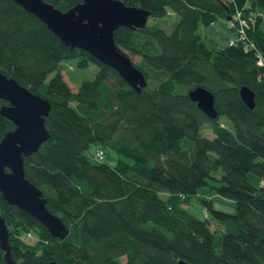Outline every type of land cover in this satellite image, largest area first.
Returning <instances> with one entry per match:
<instances>
[{
    "label": "trees",
    "instance_id": "trees-1",
    "mask_svg": "<svg viewBox=\"0 0 264 264\" xmlns=\"http://www.w3.org/2000/svg\"><path fill=\"white\" fill-rule=\"evenodd\" d=\"M48 1L67 9L81 0ZM124 1L152 17L178 16L170 31L158 22L115 29L117 44L146 74L140 90L84 48L67 46L15 0H0L1 70L51 101L50 136L24 156L25 173L69 227L53 236L0 191L13 257L18 264H264V67L257 63L264 0ZM236 10L246 38L209 47L200 24ZM70 61L77 89L63 76ZM244 84L255 92L254 107L240 96ZM201 85L214 94L216 116L187 92ZM14 126L0 111V138ZM204 185L234 199L236 211L201 197L205 212L190 210Z\"/></svg>",
    "mask_w": 264,
    "mask_h": 264
},
{
    "label": "water",
    "instance_id": "water-1",
    "mask_svg": "<svg viewBox=\"0 0 264 264\" xmlns=\"http://www.w3.org/2000/svg\"><path fill=\"white\" fill-rule=\"evenodd\" d=\"M36 14L70 47H82L98 60L114 67L135 90L147 85L145 72L131 59L114 39L115 29L126 25L144 27L151 11L146 7L128 4L124 0H81L67 9L56 7L48 0H15ZM230 16L227 18L230 19ZM189 96L210 117L216 116L214 94L204 86L191 87ZM242 100L255 105V92L246 84L240 87ZM0 98L7 100L0 107L6 117L14 121L0 138V191L11 204L24 208L37 217L53 236L65 237L69 227L46 205L42 189L25 173L24 156L36 151L50 136L45 116L51 101L0 68ZM0 248L7 264H18L12 255L6 219L0 215ZM49 264H58L51 260ZM177 264H191L182 259Z\"/></svg>",
    "mask_w": 264,
    "mask_h": 264
},
{
    "label": "rangeland",
    "instance_id": "rangeland-1",
    "mask_svg": "<svg viewBox=\"0 0 264 264\" xmlns=\"http://www.w3.org/2000/svg\"><path fill=\"white\" fill-rule=\"evenodd\" d=\"M235 13L236 11L233 12L234 15H236ZM230 18H233V15ZM228 19L229 18L220 16L218 19L209 22V24H200V31L209 47L219 50L223 46L228 45L231 41V38L239 37L238 31L235 28H232L231 25H229ZM177 20L178 16L173 11L169 10L168 13H166L164 16H150L148 22H158L161 26L170 31L174 28L173 26L176 24ZM133 59L137 60L138 56H135ZM68 63L67 65L69 66H67L66 69L63 71V76L67 80L69 86H72L73 89H77V83L79 80L77 81L73 74L79 77V73L77 69L73 67L75 66L74 62L70 61ZM95 69L96 66L92 65L87 70V73L92 74ZM202 132L209 136L213 135L211 134L210 130L205 126H202ZM93 146H91L90 148V150L92 151L94 150ZM248 178L253 183L258 182V177L253 172H248ZM199 197L205 199L213 198L215 207H220L231 212L236 211L234 199L228 197L226 198L219 194L217 191L215 192L214 189H210L207 185H204L199 187L197 195L192 198L193 201L190 204V210H193L197 214L202 215L205 212L203 208L205 205L202 203ZM124 260L125 259H123V261Z\"/></svg>",
    "mask_w": 264,
    "mask_h": 264
},
{
    "label": "built area",
    "instance_id": "built-area-1",
    "mask_svg": "<svg viewBox=\"0 0 264 264\" xmlns=\"http://www.w3.org/2000/svg\"><path fill=\"white\" fill-rule=\"evenodd\" d=\"M236 15L233 14V18L228 19L229 25L231 27L235 28L238 31L239 37L237 39H245V18L243 14H241V10H236ZM236 38H231L230 45L237 42ZM105 154L104 149L101 147L96 148L95 158H102ZM28 235L30 236L31 233L29 232Z\"/></svg>",
    "mask_w": 264,
    "mask_h": 264
},
{
    "label": "bare ground",
    "instance_id": "bare-ground-1",
    "mask_svg": "<svg viewBox=\"0 0 264 264\" xmlns=\"http://www.w3.org/2000/svg\"><path fill=\"white\" fill-rule=\"evenodd\" d=\"M245 35H246V31H245ZM245 46L248 47L247 44ZM257 63L259 64V66L261 65L262 67H264V56L260 53H259V55H257Z\"/></svg>",
    "mask_w": 264,
    "mask_h": 264
}]
</instances>
